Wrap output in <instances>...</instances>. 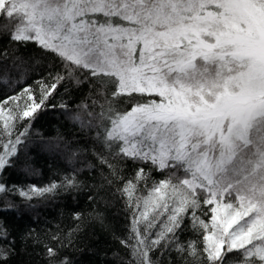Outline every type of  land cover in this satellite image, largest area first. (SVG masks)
I'll list each match as a JSON object with an SVG mask.
<instances>
[{
    "label": "snow or ice",
    "instance_id": "obj_1",
    "mask_svg": "<svg viewBox=\"0 0 264 264\" xmlns=\"http://www.w3.org/2000/svg\"><path fill=\"white\" fill-rule=\"evenodd\" d=\"M0 17L16 46L0 48V85L14 90L0 98V177L16 166L38 113L57 107L54 94L86 83L91 103L77 106L86 118H72L95 162L81 163L99 166L97 187H114L130 212L128 235L117 238L129 258L114 253L119 264H264V0H0ZM28 44L51 63L35 88L16 90ZM129 162L134 175L125 177ZM82 170L44 187L0 181V197L18 194L32 208L78 190ZM9 235L0 222L5 264ZM45 249L47 264H71Z\"/></svg>",
    "mask_w": 264,
    "mask_h": 264
},
{
    "label": "trees",
    "instance_id": "obj_2",
    "mask_svg": "<svg viewBox=\"0 0 264 264\" xmlns=\"http://www.w3.org/2000/svg\"><path fill=\"white\" fill-rule=\"evenodd\" d=\"M6 24H9V20L0 17V48L11 51L16 46L8 44L3 30ZM19 54L29 59V63L20 69V72L24 68L27 71L23 83L17 85L16 90L24 85H33L35 88L34 82L46 75L51 61L34 44L20 46ZM3 71V67H0V73ZM9 71L12 77L19 78L20 72L15 69ZM66 87L67 92L61 87L50 101L57 107L47 106L32 121L27 143L19 152L16 166L8 168L0 181L21 188L28 185L44 187L52 181L59 183L75 169H83L76 173L80 188L33 199L32 208L25 207L23 198L18 194L9 193L0 197V209H5L6 201L18 206L16 209L0 210V222L9 229V241L14 240L6 264H47L46 244L57 248L59 257H67L71 264H119L114 253L124 259L129 258L127 250L117 239L128 235L130 212L125 208L124 199L114 187H97L103 182L99 166L89 170L81 163L84 160L95 162L91 155L90 137L81 131L79 123L72 118L78 112L86 118L83 110L77 106L91 103L88 85L85 83L77 88L69 82ZM13 92L0 85V98ZM61 103L67 104L68 111L59 107ZM83 148L89 149L88 153L73 160L72 153ZM24 163L31 166L30 173L22 171ZM123 167L125 177L134 175V166L130 162ZM152 175L155 179L162 178L158 173ZM90 196L92 199H89ZM75 213L81 214L80 220L74 219ZM77 225L80 226L79 230L73 234L71 244H68L67 234ZM29 230L32 235L26 236ZM53 235H58L59 240H53ZM62 242L63 247L60 246ZM7 244L8 241L0 240V246ZM172 256L175 257V253ZM0 264L5 262L0 261Z\"/></svg>",
    "mask_w": 264,
    "mask_h": 264
}]
</instances>
